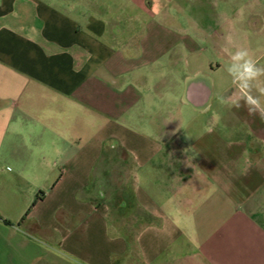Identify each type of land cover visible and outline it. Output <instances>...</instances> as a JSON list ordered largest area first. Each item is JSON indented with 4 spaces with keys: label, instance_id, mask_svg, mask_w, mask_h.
Returning <instances> with one entry per match:
<instances>
[{
    "label": "crops",
    "instance_id": "crops-1",
    "mask_svg": "<svg viewBox=\"0 0 264 264\" xmlns=\"http://www.w3.org/2000/svg\"><path fill=\"white\" fill-rule=\"evenodd\" d=\"M262 115L264 0H0V264H264Z\"/></svg>",
    "mask_w": 264,
    "mask_h": 264
},
{
    "label": "clouds",
    "instance_id": "clouds-1",
    "mask_svg": "<svg viewBox=\"0 0 264 264\" xmlns=\"http://www.w3.org/2000/svg\"><path fill=\"white\" fill-rule=\"evenodd\" d=\"M239 58H241V54H237V56L234 57V59H239ZM244 73H245L249 78L253 77V76L256 74L255 71H254V67H253L251 64H249V63H246V64H245V66H244ZM250 115H251V113H250ZM260 119H261V120H264V115H262V116L260 117Z\"/></svg>",
    "mask_w": 264,
    "mask_h": 264
},
{
    "label": "trees",
    "instance_id": "trees-1",
    "mask_svg": "<svg viewBox=\"0 0 264 264\" xmlns=\"http://www.w3.org/2000/svg\"><path fill=\"white\" fill-rule=\"evenodd\" d=\"M43 196V192H40V194H38L37 199H40Z\"/></svg>",
    "mask_w": 264,
    "mask_h": 264
}]
</instances>
